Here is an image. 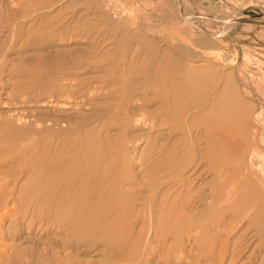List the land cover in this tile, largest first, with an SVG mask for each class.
Listing matches in <instances>:
<instances>
[{"label":"rangeland","instance_id":"1","mask_svg":"<svg viewBox=\"0 0 264 264\" xmlns=\"http://www.w3.org/2000/svg\"><path fill=\"white\" fill-rule=\"evenodd\" d=\"M161 176L192 179L186 228ZM215 187L261 224L264 0H0V264H241Z\"/></svg>","mask_w":264,"mask_h":264},{"label":"bare ground","instance_id":"2","mask_svg":"<svg viewBox=\"0 0 264 264\" xmlns=\"http://www.w3.org/2000/svg\"><path fill=\"white\" fill-rule=\"evenodd\" d=\"M47 12V11H46ZM184 17L188 14L187 12H186V10L184 11ZM178 16V15H177ZM188 16V15H187ZM246 17V16H245ZM187 18V17H186ZM181 19V18H180ZM244 19V18H243ZM35 20V19H34ZM182 21L184 22L185 21V19L184 18H182ZM187 22V21H186ZM192 22V21H191ZM258 23V22H257ZM29 24H30V22H29ZM232 24V23H231ZM235 24V23H234ZM33 30V29H32ZM32 32V31H31ZM29 33V32H28ZM29 35V34H28ZM28 35H26L27 37H29ZM36 39H37V37H36ZM31 40V39H30ZM29 40V41H30ZM32 40H33V38H32ZM35 40V39H34ZM26 41H28V40H26ZM5 46V45H4ZM76 46H78V45H76ZM74 50V49H73ZM75 51V50H74ZM172 73V72H171ZM60 80V79H59ZM64 82V81H63ZM159 84V83H158ZM162 86V85H161ZM181 86V85H180ZM180 86H179V88L178 89H181V91L183 90L182 89V87L180 88ZM184 87V86H183ZM177 88V87H176ZM176 88H174L175 89V91H176ZM187 88L189 89V87H188V85H187ZM156 90V89H155ZM186 90V89H185ZM190 90V89H189ZM226 91V90H225ZM183 92V91H182ZM187 93V92H186ZM186 93H183L184 95L186 94ZM231 93V92H230ZM142 94V93H141ZM177 93H175V95H176ZM152 95V94H151ZM154 95V94H153ZM191 96H192V94H190ZM189 95V96H190ZM228 95V94H227ZM186 96H188V94L187 95H185V97ZM195 96V95H194ZM140 97V96H139ZM143 97V96H142ZM184 98V97H183ZM193 98V97H192ZM51 99H53V98H51ZM50 99V100H51ZM189 99H191V97L189 98ZM211 99H213V98H210V101H211ZM231 99H232V96H227V98H226V100H229V101H231ZM188 100V99H187ZM192 100V99H191ZM177 101H179V99H178V97H177ZM190 101V100H189ZM193 101H194V99H193ZM192 101V102H193ZM34 102V101H33ZM40 103V102H39ZM190 103V102H189ZM204 103V102H203ZM206 103H207V101H206ZM211 103V102H210ZM226 103V102H225ZM197 104V103H196ZM192 105V104H191ZM212 106H213V104H211ZM198 106V105H197ZM168 108V107H167ZM200 108V107H199ZM215 110H216V108L215 107H213ZM22 110V109H21ZM38 110V109H37ZM45 110V109H44ZM226 110V109H225ZM34 111H35V109H34ZM49 111H55V110H49ZM203 111H205V110H203ZM226 111H229V109L228 110H226ZM243 111V110H242ZM14 113V112H13ZM219 113V112H218ZM117 115V114H116ZM138 118V117H137ZM161 118V117H160ZM136 119V118H135ZM139 120V119H138ZM186 120V122H188V120L187 119H185ZM152 121V120H151ZM142 122V121H141ZM140 122V123H141ZM145 123V122H144ZM152 123H153V121H152ZM182 123V122H181ZM189 123V122H188ZM140 125V124H139ZM142 125V124H141ZM183 125V124H182ZM184 125H186V123H184ZM237 126V125H236ZM182 127V126H181ZM238 127H239V129L242 127V129H244V126H242V125H238ZM186 128V127H185ZM189 129V128H188ZM182 130V129H181ZM186 131V130H185ZM26 132V131H25ZM187 132V131H186ZM199 132L200 131H197L196 133L197 134H199ZM239 131L236 129V133H238ZM235 133V134H236ZM140 134V133H139ZM19 135V134H18ZM27 135V134H26ZM141 135V134H140ZM238 135V134H237ZM196 136V137H195ZM195 136H193V137H191V141L193 142V145H190L191 147L190 148H193L192 149V151H191V155L190 154H188V155H185L186 156V158L184 159V162H186V160H187V158L189 157V156H191L192 157V161H194V160H197V157H198V152H197V149L199 148V146H200V144H199V141H200V137L198 136V135H195ZM165 144V143H164ZM212 144H213V146L215 147V148H217V149H222V148H224V147H228V146H231V142L230 141H228V140H226L224 137H222V135H218L217 134V136H214L213 138H212ZM161 145V144H160ZM21 146V145H20ZM162 146V145H161ZM181 146V145H180ZM188 149H189V147H188ZM236 150H240L241 151V149H236ZM158 151V150H157ZM190 151V150H189ZM188 151V152H189ZM183 152V151H182ZM161 153V152H160ZM181 153V152H180ZM111 154V153H110ZM139 156V155H138ZM93 157V156H92ZM181 157V156H180ZM179 159V158H178ZM15 160V159H14ZM13 160V161H14ZM94 161V160H93ZM178 166V165H177ZM181 166V165H180ZM179 166V167H180ZM182 166H183V164H182ZM122 167V166H121ZM188 168V167H187ZM169 169V168H168ZM178 170V169H177ZM195 170V169H194ZM194 170L192 171V172H194ZM153 171V170H152ZM152 171H150V172H152ZM182 171V170H181ZM168 172V171H167ZM189 172H190V170H189ZM188 171L186 172V174L187 173H189ZM145 173H146V171H145ZM152 173H154V171L152 172ZM168 174V173H167ZM166 174V175H167ZM156 175V174H155ZM169 175V174H168ZM175 175V174H174ZM196 175V174H195ZM194 175V176H195ZM198 175V174H197ZM197 175L195 176V177H197ZM115 176V175H114ZM158 176V175H157ZM163 176H165V175H163ZM194 176H192V177H194ZM3 177V176H2ZM189 177V176H188ZM175 178V177H174ZM171 179H169V177L168 178H166V177H159V178H157L155 181H153V183H152V187L150 188V194L149 195H151L152 197H156L157 196V194H160V192H161V194H162V198H163V201L164 202H168V200H171L172 199V194H173V199H172V202H171V204L170 205H168V206H170V208H171V210H172V212H171V220H169L168 221V223H172L173 224V226H176L177 224H180V221L182 222V219H185V222L182 224V226H185V228L187 227V223L190 221V220H192L193 221V219H197V218H199L200 216H201V214L203 213L202 211H197V206L195 205L196 203H194L195 202V199H194V197H193V194L194 193H192V190H189L188 189V187H190V186H193L194 184H193V182H192V179H190V178H183V179H181V180H179V183L182 185V186H180V193H176V191L177 190H175V189H172V190H175V191H164V192H162V189L164 190V189H166V187L168 186V184L170 183L169 181H170ZM143 181H145V180H143ZM194 181V180H193ZM102 182V181H101ZM141 182H142V180H141ZM247 183H248V181H247ZM238 184H241V183H239V182H235L234 184H233V186H232V188H236L237 187V185ZM136 185H137V183H136ZM187 186V187H186ZM185 187L187 188V189H185ZM195 188H199V185H195L194 186ZM9 188V187H8ZM167 189H170V188H167ZM146 191V190H145ZM216 193H219V196H220V198H217V201H216V206L217 205H222V206H228L232 211L233 210H235V209H239V208H242L241 210H238V212H235L234 214H229V216L228 215H224L223 216V218H222V220H220V221H218V225H220V226H222V225H229V226H233V228H236V226H237V228H239L240 226L242 227L241 229H240V232H239V236H238V239L234 242V244H233V246L232 245H230V244H228L227 246H226V251H230V252H232V257H238V256H240L242 253V251H243V249L244 248H248L247 250L249 251L250 249H251V253L248 255V257L247 258H245V260L243 261V262H246L250 257H251V254L256 250V252H258V255H260L262 258H261V261H263L264 260V245H258V243L255 245V241H259V242H261V243H263L264 242V217L262 218V217H260L261 219H260V222H261V224H258V225H256V226H253V222H254V218L252 217V215H253V210L251 209V206L249 205V204H247V202L246 201H244V200H239V199H237V200H234V199H229L228 197H223V196H221V193H220V191H221V189H218V188H216L215 187V190H214ZM138 192V191H137ZM16 193V192H15ZM110 194V193H109ZM135 194V193H134ZM9 195V194H8ZM144 195V194H143ZM148 195V196H149ZM96 196V195H95ZM94 196V197H95ZM151 198V197H150ZM149 198V199H150ZM97 199V198H96ZM99 199V198H98ZM149 199H147V201L149 200ZM159 199V198H158ZM161 199V198H160ZM225 200V201H222V200ZM226 199H228V200H226ZM15 200V199H14ZM8 201V200H7ZM150 201V200H149ZM18 204V203H17ZM134 204V203H133ZM150 204H152V203H150ZM164 205H165V203H163ZM264 205L263 204V202H260V205ZM10 205H11V203H10ZM10 205H7V206H10ZM140 205V204H139ZM138 205V206H139ZM146 205V204H145ZM148 205H149V203H148ZM6 206V207H7ZM14 206V205H13ZM142 206V205H141ZM257 206V205H256ZM6 207H4L3 206V208H0V229L1 228H6L5 227V225L3 224V220H4V217L8 214V213H13L14 212V210L13 211H11V212H9V210L10 209H8L7 210V208ZM11 207H12V205H11ZM140 207V206H139ZM150 207V206H149ZM4 208H6V209H4ZM130 208V207H129ZM16 209V208H15ZM96 209V208H95ZM148 209V208H147ZM199 209V208H198ZM138 210V209H137ZM206 210H207V208H206ZM16 212V211H15ZM135 212V211H134ZM154 213H151L150 215H153ZM205 214V213H204ZM204 214H203V216H204ZM209 214H210V211H209ZM208 214V215H209ZM135 215V214H134ZM207 215V216H208ZM14 216V215H13ZM202 216V217H203ZM25 217V216H24ZM201 217V218H202ZM8 218V217H7ZM11 218H13V217H11ZM17 218V217H16ZM138 218V217H137ZM137 218H135V219H137ZM204 218V217H203ZM25 219H27V218H25ZM119 219H120V217H119ZM154 221V216H152L151 217V219H150V222H153ZM117 222V221H116ZM191 222V221H190ZM197 222V221H196ZM122 223V222H121ZM120 223V224H121ZM147 223V222H146ZM195 223V222H194ZM190 224V223H189ZM214 224V223H213ZM162 226H164V225H162ZM162 226H160L159 228H162L161 229V231H164L163 230V227ZM109 227V226H108ZM218 227V226H217ZM219 228V227H218ZM183 229V228H182ZM220 229V228H219ZM218 229V230H219ZM34 230V229H33ZM176 230V229H175ZM174 230V231H175ZM8 231V230H7ZM6 231V233L8 234L9 232H7ZM2 232V231H1ZM84 232H85V230H84ZM25 233V232H24ZM162 233V232H161ZM4 234V233H3ZM27 234V233H26ZM232 234V233H231ZM30 236V235H29ZM36 238V237H35ZM126 238V237H125ZM162 238V237H161ZM246 239V240H245ZM243 240H245V241H243ZM140 243V242H139ZM158 243V242H157ZM160 244V243H159ZM252 244H254V245H252ZM244 245V247L242 248V246ZM238 246H241V249H240V251L238 252V250L236 249V247H238ZM232 248V249H231ZM163 249H164V247H163ZM144 251H145V249H143ZM130 251V250H129ZM136 252V251H135ZM143 252V251H142ZM145 253V252H144ZM127 254H128V252H127ZM130 254V253H129ZM143 254V253H142ZM120 255V254H119ZM144 255V254H143ZM121 256V255H120ZM123 256V255H122ZM124 256H125V254H124ZM140 257H142V256H140ZM140 257H138V258H140ZM127 258H128V256H127ZM133 258V257H132ZM143 258V257H142ZM110 259V258H109ZM108 259V260H109ZM125 259H126V257H125ZM138 260V259H137ZM136 260V261H137ZM142 260V259H141ZM135 261V262H136ZM140 262V261H139ZM242 262V261H241ZM243 262L241 263V264H243ZM114 263V262H113ZM137 263V262H136ZM121 264V263H120ZM133 264H135V263H133ZM240 264V263H239Z\"/></svg>","mask_w":264,"mask_h":264}]
</instances>
